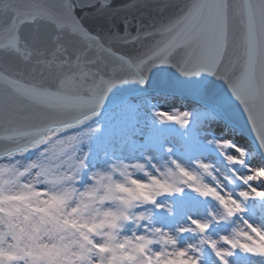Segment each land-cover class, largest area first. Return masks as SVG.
<instances>
[{"label":"snow or ice","instance_id":"obj_1","mask_svg":"<svg viewBox=\"0 0 264 264\" xmlns=\"http://www.w3.org/2000/svg\"><path fill=\"white\" fill-rule=\"evenodd\" d=\"M159 14L148 25L142 9ZM171 8L168 14L166 9ZM135 29V31H133ZM133 49L120 54L113 45ZM175 69L182 77L206 74L222 81L239 103L264 153V0H186L164 5L147 0H0V264H63L57 249L41 242L43 231L59 232L57 213L51 208L54 194L33 182L45 179L60 184L66 176L56 173L57 164L70 172L77 168L73 152L97 129L92 121L100 114L110 91L129 82L145 84L154 69ZM164 122L187 127L188 112H157ZM211 116V114H208ZM77 129L61 138L60 134ZM215 144L229 166L247 168L240 175L230 167L232 178L247 186L242 201H264V168H249V152L231 140ZM171 166L189 180L197 179L175 160ZM219 185L213 165L195 162ZM260 180H256L257 177ZM215 198L228 220L246 211L244 203L218 186L201 184L194 189ZM171 194L179 188L168 187ZM46 213H51L50 219ZM21 221L34 225L25 228ZM206 233L210 225L192 220ZM246 231L234 238L201 241L220 264H229L235 250L264 258V229L244 221ZM182 232L184 230H181ZM98 252L104 246H95ZM181 264H200L176 253ZM81 260L86 261L82 254Z\"/></svg>","mask_w":264,"mask_h":264},{"label":"rangeland","instance_id":"obj_2","mask_svg":"<svg viewBox=\"0 0 264 264\" xmlns=\"http://www.w3.org/2000/svg\"><path fill=\"white\" fill-rule=\"evenodd\" d=\"M174 111L191 114L187 127L161 121L156 115L157 112ZM90 126L97 130L81 145L82 153H87V170L82 173V184L90 183L89 172L106 169L113 161L146 163L151 160L152 164L159 167L175 160L190 173L197 175L201 184L218 186L226 191V195L231 194L237 201L244 203L245 212L237 213L228 220H220L224 211L215 198L201 196L194 190L197 184L187 181V186L181 193L162 196L157 199L155 205L140 209H146L152 214L154 226L174 235L179 228L190 229L178 235V247L181 250L186 247L189 249L186 251L187 256L181 259L192 257L198 259L200 264H220L214 252L201 243L202 240H213L219 248L231 250L220 238L228 236L233 239L236 230L246 231L245 220L257 228L264 229V201L255 198L242 201L238 193L246 191L247 186L234 179L232 183L223 179L224 176L232 178L230 167H234L240 175H248L247 168L229 166L215 141L231 140L237 146L245 148L249 152L246 160L249 168H264V162L256 153L252 142L199 104L176 95L143 94L130 98L126 103L99 117ZM65 134L67 133L62 135L69 136ZM198 161L213 165L219 185L194 166ZM149 167L151 168V165ZM152 174L157 175L154 170ZM138 178L145 179L143 176ZM260 179L259 176L256 178L257 181ZM252 186L264 190V184L254 182ZM161 198L164 199L160 200ZM192 220L209 224L210 227L202 234L199 229L193 227ZM228 261L229 264H264V258L246 254L241 250H235Z\"/></svg>","mask_w":264,"mask_h":264},{"label":"clouds","instance_id":"obj_3","mask_svg":"<svg viewBox=\"0 0 264 264\" xmlns=\"http://www.w3.org/2000/svg\"><path fill=\"white\" fill-rule=\"evenodd\" d=\"M84 143L73 152L77 168L69 172L62 163L56 165V173L68 177L62 183L53 185L34 178L41 191L57 197L51 208L57 213L56 219L63 217L61 230L43 231L41 242L49 248L63 246L57 249L63 264H181L176 255L181 251L178 235L190 229L179 228L174 235L154 226L152 214L140 209L155 205L162 196L181 193L187 181L197 184L199 177L189 180L173 169L172 161L159 167L151 160L113 161L106 169L89 172L90 183L82 184V173L87 170V153L81 149ZM168 187L180 191L169 194L165 191ZM46 215L52 218L51 213ZM21 223L26 229L34 227L26 221ZM97 245L105 250L98 252ZM82 254L86 261L81 260Z\"/></svg>","mask_w":264,"mask_h":264},{"label":"water","instance_id":"obj_4","mask_svg":"<svg viewBox=\"0 0 264 264\" xmlns=\"http://www.w3.org/2000/svg\"><path fill=\"white\" fill-rule=\"evenodd\" d=\"M115 2L124 3L127 2V0H115ZM172 2L183 3L186 2V0H147V3L149 4L159 5ZM171 11H173V9L168 8L166 9L165 14H168ZM142 12V22L145 25H148L153 19H158L159 17L157 11L152 7L144 8L142 9ZM133 31H135V29H133ZM113 47L120 54H134L133 49L130 47H124L119 44H114ZM157 92L178 94L187 100L201 103L203 106L217 113L230 125L235 126L237 130L247 136L257 147L255 138L248 126L246 117L239 103L231 97L226 85L222 81L216 80L206 74H202L199 78L188 79L182 77L173 68L161 67L154 69L147 82L143 85L139 82L133 81L115 86L110 91L100 110V114L124 102L129 97H135L140 93L153 94ZM260 154L264 158V153L260 152Z\"/></svg>","mask_w":264,"mask_h":264},{"label":"trees","instance_id":"obj_5","mask_svg":"<svg viewBox=\"0 0 264 264\" xmlns=\"http://www.w3.org/2000/svg\"><path fill=\"white\" fill-rule=\"evenodd\" d=\"M74 134H76V133H72V134H70V135H74Z\"/></svg>","mask_w":264,"mask_h":264}]
</instances>
